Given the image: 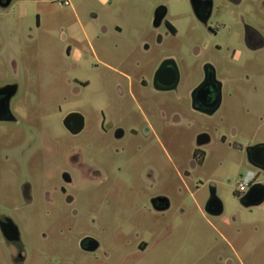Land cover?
I'll return each instance as SVG.
<instances>
[{"label": "rangeland", "instance_id": "rangeland-1", "mask_svg": "<svg viewBox=\"0 0 264 264\" xmlns=\"http://www.w3.org/2000/svg\"><path fill=\"white\" fill-rule=\"evenodd\" d=\"M70 3L63 7L51 0H13L7 8L0 7V83L16 81L19 91L14 104L28 112L24 114L23 127L0 124V213L14 221L22 246L20 259L17 249L0 234V264H219L217 256L226 254L225 240L197 209L209 195L210 185L216 187L224 205L223 216L230 222L236 220L222 225L219 218L218 224L214 218L208 219L238 248L241 264H264V208L248 210L239 205L236 183L250 166L244 151L235 144L264 141V66L241 69V75H249V89L244 91L247 93L242 105L236 103L239 112H231L235 98L234 92L229 93L221 112L212 116L179 112L187 121L172 139L166 131L160 133L152 148L143 143L141 149L134 146L137 158L133 162L139 165L133 172L135 179L130 181L125 178L129 168L121 145L111 140L103 144L99 133L72 137L62 127L58 115L42 117L39 113L40 109L48 111L54 107L56 87L75 76L92 82L88 97L93 103L109 101L114 106L124 101L114 92L112 74L104 71L99 75L81 61L77 70L72 69L76 59L66 56L67 46H73L70 20L73 24L75 21L72 27L76 38L83 39L74 13L92 35L107 28L99 40L93 41L95 47L105 61L116 67L130 52L126 61L130 70L137 67V62L146 60L144 40L150 39L147 44L152 45L156 34L166 30L163 24L159 28L152 24L160 3L168 7L166 20L173 23L178 33L155 48V57L170 53L177 58L183 55L192 59L190 47L198 40L208 49L218 41L227 43V39L231 42L234 38L230 40L224 32L209 36L193 15L191 0H70ZM215 4L218 15L210 23L215 27L222 23V30L227 26L241 29V17L248 22L264 19V0H240L235 6L226 0H215ZM91 13H96L97 18H92ZM37 14L41 20L39 27ZM60 26L65 28L66 40L61 38ZM198 72L199 68H194L193 76ZM190 83L184 81L180 95ZM141 91L142 96H151L158 104L164 97L176 98L175 93ZM85 113L97 116L92 125L98 130L101 113ZM159 113L149 112L157 124ZM105 114L112 120L118 116L117 112ZM120 114L118 119L124 116L123 120L129 122L130 112ZM188 120H195L189 129ZM210 127H216L212 133L214 140L205 147V157L193 172V180H189L192 188L196 184L202 186L191 195L184 190L179 173L184 175L190 166L195 132ZM231 129L237 131V139L230 136ZM222 135L226 136L225 142L220 140ZM43 142L45 146L41 145ZM73 144L82 147L85 163L101 166L114 176L108 182L91 180L71 168L74 179L67 186L72 197L68 203L66 195L53 191L60 180L53 172L60 169L58 166L68 167L66 150ZM118 165L122 171L117 174ZM146 168L159 173L153 194L162 193L171 200V208L164 213L150 211V193L141 191ZM258 180L264 185V173ZM24 185L30 186L29 197L23 196ZM138 234L148 242L146 250L138 249ZM86 236L100 242L98 250L87 252L80 247V240Z\"/></svg>", "mask_w": 264, "mask_h": 264}, {"label": "flooded vegetation", "instance_id": "flooded-vegetation-1", "mask_svg": "<svg viewBox=\"0 0 264 264\" xmlns=\"http://www.w3.org/2000/svg\"><path fill=\"white\" fill-rule=\"evenodd\" d=\"M12 1L10 0L6 4L7 0H0V7L5 9ZM53 1L56 2L57 0H51V2ZM226 1L232 3L234 6L240 3V0ZM57 2L63 7L71 5L70 0H68L67 4ZM191 7L196 20L206 29L209 36L214 37L217 34L219 35L220 32H224L230 40L232 38L234 39L231 42L227 39V43L218 41L212 48L208 49L202 46L198 42L200 40H198L190 47V56L192 59H186L183 55L181 58H177L170 53H162L159 57H155V48L160 46L159 44H162L169 36H175L178 33L173 23L166 20L168 7L164 3H160L155 8L152 24L155 28H159L163 24L166 30L162 34H156V37L153 39L154 44L152 45L147 44L150 39L144 40L143 45H145L144 53L146 60L144 62H137V67L133 70L128 69L126 65L130 52L122 57L120 67H116L108 61H105L104 55L101 54L99 48L95 47L93 41L99 40L100 36L107 32V28L103 27L101 34L92 35L85 29L78 15L74 13V16L77 18L76 22L78 21V25L81 26L83 39L79 40V38H76L74 28L72 27L75 25V21L73 24L72 20L69 19L71 24L68 25V28L73 46H67L66 56L76 59V62H73L71 65L72 69L77 70L78 64L81 61V63L87 65V68L95 70L99 75L104 71L109 76L112 74L114 92L118 98L124 99V101L114 106L109 101L106 103H93L88 97V89L91 87L92 82L88 78L75 76L73 80L66 79L56 87L54 107L48 111L40 109V115L42 117H48L52 114L58 115L62 127L72 137L94 134L98 136L97 133H99L100 138L103 139V144L110 143L109 140H111L114 144L121 145V150L127 159L125 164L129 168V173L125 175V178L131 181L135 179L133 172L137 169L136 166L139 165L138 162H133L137 158V154L133 150L134 146L136 149H141L142 147L140 145L143 143L152 148L151 144L155 142V145L159 141L160 133H165L166 131L169 133L168 137L172 139L174 134L179 133L183 129L186 123L185 121H187V119L181 117L179 112H193L200 115L212 116L216 112L222 111L227 95L233 92L235 99L233 100L234 108L231 112H239L237 104L242 105L245 101L244 95L247 93H244V91L245 89H249V75H241V69L246 68L251 70L264 66V19H254V22L250 21V23L246 18L241 17L239 19L241 29H234L227 26L226 30H222V23H218L216 27L210 23L211 19L217 14L215 0H191ZM233 14V12L230 13L231 16H234ZM262 15L264 16V13ZM91 16L92 18H97L96 13H91ZM40 24V15L37 14V27ZM117 30L119 32L118 27ZM60 34L62 40H66L64 26H60ZM194 68H199V72L193 76ZM261 73L262 71L260 75ZM184 81H190L191 83L188 87L184 86L186 92L180 95L179 91ZM230 87L232 88V92L229 91ZM255 88L257 87L255 86ZM144 89H150L153 94L160 95L175 93L176 98L168 99L164 97L160 104H158L156 100H151V96H142L143 91L141 90ZM18 91L19 85L15 80L0 83V100H3L5 104L9 100V109L3 113L0 124L24 126V114L28 112L24 113L21 111L22 109H17L16 105L18 103L14 104ZM186 102L187 104L185 105ZM85 112L101 113L98 130L93 129L92 125L93 120H96L97 116H89ZM105 112H117L118 116H121L120 112H130L129 122L123 120L124 116H122V119L120 117L118 119L117 115L112 120L106 116ZM132 112H136L137 114ZM149 112H160L158 124L155 121V116L153 114L151 116ZM244 112L251 111L244 110ZM192 123H195V120H188L189 126H187V129L191 127L190 125ZM213 131H216V127H210L209 129L201 128L195 132L190 166L185 169L184 175L179 173L180 182L184 190H187L191 195L202 186L196 184L192 188L189 185V180H193V172L198 163H201L205 157V147L214 140ZM230 136L233 139H237V131L231 129ZM220 140L225 142L226 136L222 135ZM235 144L247 156L250 169L246 172L249 171L252 173V179L247 189L244 191L236 190L237 196L240 198H238L239 205L248 210L259 206L264 208L262 206L264 201L261 204L251 205L244 202L245 194L252 187L258 184L263 185L258 179L260 174L264 173V141H257L247 145H242L236 141ZM41 145L45 146L44 142ZM66 151L68 167L58 166L60 169H57V172H53L60 179L59 183L55 184L53 191L66 195L65 197L68 203L72 201V197L67 193V186L73 184L74 177L72 175V169L75 172H82L91 180L112 181L113 173L107 172V169L94 165L93 163H85L82 147L79 144L71 145ZM117 151L119 152V150ZM146 154H149V150H147ZM152 169H144L142 182L145 186L141 191L150 193L148 199V208L150 211L156 214L158 212L164 213L171 208V200L165 194H153L155 188H157L159 173L155 169ZM117 170V174L119 172L121 173L122 168L120 165L117 166ZM209 189V195H207L202 206L197 205V209L204 219L215 229L217 235L225 240L227 246L226 254H219L217 261L219 264H241V254L238 248L208 218H214L217 224L219 218V220H222L219 222L222 225L224 223L229 224L235 222L236 219L233 218V221L230 222L223 216L224 205L217 196L216 187L210 185ZM22 192L23 196L29 197L30 186L24 185ZM257 193L259 194V190H257ZM180 213H183V211L181 210ZM0 234L17 249L18 258L21 259L22 246L19 240L18 228L14 221L3 213H0ZM136 239L138 241V249L146 250L148 242L143 240L139 234ZM80 247L84 251L95 252L100 247V242L93 237L86 236L80 240Z\"/></svg>", "mask_w": 264, "mask_h": 264}, {"label": "water", "instance_id": "water-1", "mask_svg": "<svg viewBox=\"0 0 264 264\" xmlns=\"http://www.w3.org/2000/svg\"><path fill=\"white\" fill-rule=\"evenodd\" d=\"M10 0H7L6 4L9 3ZM9 109V100L7 104L4 103L3 100H0V119L7 110ZM264 165V164H263ZM259 190V194L257 192ZM264 201V185L258 184L252 187L244 196V202L246 204H261Z\"/></svg>", "mask_w": 264, "mask_h": 264}, {"label": "built area", "instance_id": "built-area-1", "mask_svg": "<svg viewBox=\"0 0 264 264\" xmlns=\"http://www.w3.org/2000/svg\"><path fill=\"white\" fill-rule=\"evenodd\" d=\"M57 1H59L61 3H64V4H67L68 3V0H57ZM251 179H252V173L248 171L246 174H244L242 176V178L239 181H237V183H236V190H238V191H244V190H246L248 184L251 181Z\"/></svg>", "mask_w": 264, "mask_h": 264}]
</instances>
